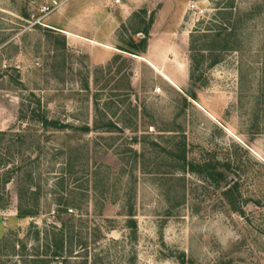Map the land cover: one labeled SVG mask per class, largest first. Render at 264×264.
Here are the masks:
<instances>
[{
  "label": "rangeland",
  "instance_id": "obj_1",
  "mask_svg": "<svg viewBox=\"0 0 264 264\" xmlns=\"http://www.w3.org/2000/svg\"><path fill=\"white\" fill-rule=\"evenodd\" d=\"M113 3L0 0V264L58 204L97 264H264V0Z\"/></svg>",
  "mask_w": 264,
  "mask_h": 264
},
{
  "label": "trees",
  "instance_id": "obj_2",
  "mask_svg": "<svg viewBox=\"0 0 264 264\" xmlns=\"http://www.w3.org/2000/svg\"><path fill=\"white\" fill-rule=\"evenodd\" d=\"M36 103L38 104L37 100ZM38 119L42 125L51 126L56 129L64 128V126H61L57 122L48 121L45 116L40 115ZM207 169L209 168L207 167ZM208 175L213 179V174L209 172ZM31 196L34 195L31 193ZM24 197L25 192H19L20 207L18 208V218L36 217L37 212L34 209L23 210L21 208L23 201H25ZM2 209L3 207L0 205V211ZM55 213L59 220L65 218L66 221L61 222L60 228L51 226L47 230L33 231V234H31V257H28L31 261L30 264H97V261H100L97 259L98 256L94 254L97 241L93 240L91 242L92 247H90L89 243L82 237L83 233L81 231H75L74 224H72L74 216L70 215L67 206L63 207L58 204ZM129 217L132 218L131 213H129ZM127 225L131 229L136 228L133 219L128 220ZM97 231L99 232V230ZM13 249H15V246Z\"/></svg>",
  "mask_w": 264,
  "mask_h": 264
},
{
  "label": "crops",
  "instance_id": "obj_3",
  "mask_svg": "<svg viewBox=\"0 0 264 264\" xmlns=\"http://www.w3.org/2000/svg\"><path fill=\"white\" fill-rule=\"evenodd\" d=\"M119 1H120V4L118 6H114V3L111 4L112 6H110L111 7L110 8V15L116 14L117 11H123L122 10L123 6H121V0H119ZM137 1L140 2V0H137ZM55 30L57 32L65 35V37H67L68 41L70 40V38H77L79 40L87 41V42L94 43L97 45L102 43V41H100L101 40L100 38H92L91 36L83 35V34H81V32H78V31H68V30L61 29V28H56Z\"/></svg>",
  "mask_w": 264,
  "mask_h": 264
},
{
  "label": "built area",
  "instance_id": "obj_4",
  "mask_svg": "<svg viewBox=\"0 0 264 264\" xmlns=\"http://www.w3.org/2000/svg\"><path fill=\"white\" fill-rule=\"evenodd\" d=\"M120 4V1L119 0H114V6H118ZM44 11L48 12L49 11V8H44ZM189 11L197 16V17H203L204 15V11L201 10L197 4L195 2H191L189 4Z\"/></svg>",
  "mask_w": 264,
  "mask_h": 264
}]
</instances>
